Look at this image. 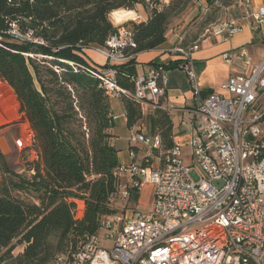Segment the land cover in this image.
I'll return each instance as SVG.
<instances>
[{
  "label": "built area",
  "instance_id": "obj_1",
  "mask_svg": "<svg viewBox=\"0 0 264 264\" xmlns=\"http://www.w3.org/2000/svg\"><path fill=\"white\" fill-rule=\"evenodd\" d=\"M173 1L142 3L151 13L166 10ZM197 1L208 9L209 0ZM251 3L239 2L244 8L242 19L252 17L254 28H261L264 0L258 10ZM149 16L137 13L133 19L114 23L116 32L105 44L92 47L106 58V64L85 68L109 97H131L143 112L160 104L168 69L157 65L147 75L130 74L132 90L122 87L118 77L121 66L133 57L128 51L136 46L134 23L147 22ZM243 31L241 21L225 16L207 29L205 38L231 39ZM8 33L19 41H37L32 30L23 33L15 23ZM199 47L194 43L169 50L187 61L184 67L194 91L191 152L186 154L175 141L165 149L159 135L149 137L136 126L130 128L131 161L115 169L117 191L107 199L116 212L102 216L101 232L86 236L78 250L58 253L49 264H264V55L249 73L229 76L223 85L227 94L204 95L190 65ZM223 58L228 63L252 62L245 49L225 52ZM27 131L16 140L19 149L33 145L31 127ZM32 154L38 157L34 149ZM148 185L154 189L149 210L123 205L133 191L141 192Z\"/></svg>",
  "mask_w": 264,
  "mask_h": 264
},
{
  "label": "trees",
  "instance_id": "obj_2",
  "mask_svg": "<svg viewBox=\"0 0 264 264\" xmlns=\"http://www.w3.org/2000/svg\"><path fill=\"white\" fill-rule=\"evenodd\" d=\"M144 0H0V79L13 89L20 112L34 134L38 153L27 159V173L14 170L0 149V264H49L58 253L78 250L86 236L101 232V219L116 212L107 204L117 191L114 171L120 150L112 143L114 117L110 97L84 49L105 44L116 32L110 14L135 10ZM211 1V0H209ZM190 0H174L164 11H153L147 22L134 23L132 55L161 47L168 28ZM34 32L37 41H19L8 30ZM73 63V64H71ZM118 83L134 88L120 68ZM165 94L155 109L158 135L165 149L174 145L173 113ZM128 126L143 124V111L123 96ZM140 192L131 199L139 201ZM78 200L84 215L76 218ZM17 240V243H13ZM19 244L26 247L17 256ZM249 264H255L250 262Z\"/></svg>",
  "mask_w": 264,
  "mask_h": 264
},
{
  "label": "crops",
  "instance_id": "obj_3",
  "mask_svg": "<svg viewBox=\"0 0 264 264\" xmlns=\"http://www.w3.org/2000/svg\"><path fill=\"white\" fill-rule=\"evenodd\" d=\"M240 1L236 0V2L229 5L225 9V16L241 21L244 31L231 39H225L223 36L207 37L199 44V49L192 53L190 65L197 73L198 82L204 95L212 92L227 94L223 85L227 82L229 76L235 72L249 73L251 67L258 63L264 55V26L254 28L255 22L252 17L242 19L244 8L239 5ZM262 1L252 0L251 8L258 10ZM137 13L143 15L150 14L146 9ZM178 38L173 40L172 37L168 36V40L161 47L133 55L128 62L122 65V69L134 76L147 75L157 65H162L168 69V80L165 86V105L173 108L174 141L179 142L183 146L185 153L189 154L191 152L190 143L193 135L190 125L191 109L195 101L192 83L184 67L187 61L184 60L183 55L180 53L169 51L179 46L180 42ZM234 49H245L252 58L251 64H246L242 59H236L232 63L225 61L223 53ZM84 53L85 58L91 66H104L106 64V58L94 48L85 49ZM110 105L114 117V127L112 129L114 137L112 138V143L118 148L116 142L126 139L128 142L126 150L121 151L118 148L120 150L119 158L120 163H129L131 161L128 140L130 127L128 126L123 96H110ZM121 125L126 127L125 135L121 131H116ZM141 130L149 137L158 135L157 115L155 109L151 106H148L145 112H143ZM142 153L143 151L139 147L138 159H141ZM31 159H35L34 154H32Z\"/></svg>",
  "mask_w": 264,
  "mask_h": 264
},
{
  "label": "rangeland",
  "instance_id": "obj_4",
  "mask_svg": "<svg viewBox=\"0 0 264 264\" xmlns=\"http://www.w3.org/2000/svg\"><path fill=\"white\" fill-rule=\"evenodd\" d=\"M234 2H236V0H211L209 1L208 9H205L197 0H190L187 9L170 24L168 36L172 37L173 40L180 36L178 38L180 42L179 45L184 48H188L194 43L201 44L205 39L207 29L216 24L220 18L225 17V9ZM145 8V4L140 2L136 5L135 10L120 8L115 11H134L135 14H137V12ZM29 127L30 123L26 120L24 114L20 112V105L13 89L8 83L0 79V149L7 156L11 168L20 173H27L26 160L31 158L32 149L27 151L19 149L16 140L26 135ZM116 131H121L123 135H125L126 127L121 125ZM116 145L121 151H124L128 146V142L126 139H122L116 142ZM192 177L195 181L198 180L195 173H192ZM1 179L2 176L0 174V181ZM153 199V187L145 186L140 192L138 202L131 199L128 203H123V205H126L127 209L131 210L138 207L140 210L147 211L150 209ZM77 203L76 218H81L84 215L85 203L82 200H78ZM131 210H128L129 214ZM13 243H17V240H14ZM25 247V244L17 245L12 255H19ZM5 250L6 249L0 250V256Z\"/></svg>",
  "mask_w": 264,
  "mask_h": 264
},
{
  "label": "bare ground",
  "instance_id": "obj_5",
  "mask_svg": "<svg viewBox=\"0 0 264 264\" xmlns=\"http://www.w3.org/2000/svg\"><path fill=\"white\" fill-rule=\"evenodd\" d=\"M137 16L134 11H114L110 14L112 21L116 24L122 23L127 19H133Z\"/></svg>",
  "mask_w": 264,
  "mask_h": 264
}]
</instances>
